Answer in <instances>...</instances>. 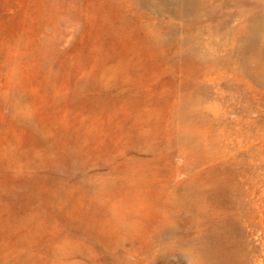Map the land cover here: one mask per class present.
Here are the masks:
<instances>
[{"label": "rangeland", "instance_id": "obj_1", "mask_svg": "<svg viewBox=\"0 0 264 264\" xmlns=\"http://www.w3.org/2000/svg\"><path fill=\"white\" fill-rule=\"evenodd\" d=\"M230 5L216 34L0 0V264H264V63Z\"/></svg>", "mask_w": 264, "mask_h": 264}, {"label": "bare ground", "instance_id": "obj_2", "mask_svg": "<svg viewBox=\"0 0 264 264\" xmlns=\"http://www.w3.org/2000/svg\"><path fill=\"white\" fill-rule=\"evenodd\" d=\"M132 2L137 7L146 8L152 13L172 15L181 20L184 26L191 29L207 21L215 22L213 31L216 34L229 30L231 22L234 23L235 10L230 4L239 3L244 6L249 3V9H254L255 15L252 18L245 17L244 27L247 35L240 40L238 51L244 61L252 57V63L256 66L264 63V14L257 2L252 0H132ZM224 9L227 11L225 12ZM225 16H228L229 19H224ZM183 45L189 51L193 49L189 41ZM245 67L248 71L252 70L249 62L246 63ZM254 74L257 82L263 83V75Z\"/></svg>", "mask_w": 264, "mask_h": 264}]
</instances>
